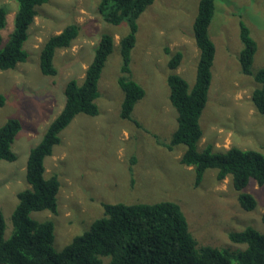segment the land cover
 I'll return each instance as SVG.
<instances>
[{"label":"rangeland","instance_id":"374dc122","mask_svg":"<svg viewBox=\"0 0 264 264\" xmlns=\"http://www.w3.org/2000/svg\"><path fill=\"white\" fill-rule=\"evenodd\" d=\"M198 2L154 0L145 9L127 74L147 87V94L134 106V121L120 115L124 93L118 83L123 74L120 38L128 32V22L114 25L103 20L98 13V0H50L38 6L24 43L27 60L13 69L0 70V92L6 95L0 108V126L11 117H17L22 124L14 140L18 159L0 161V210L6 219V238L13 230L11 215L18 202L17 193L29 186L25 179L28 151L61 111L67 81H82L83 67L93 59L102 33L112 34L115 46L101 77L96 99L99 114L75 116L61 131V142L44 160L45 175L57 174L61 181L57 214L49 210L31 212L38 220L54 221L55 249H63L75 235L103 216L102 202H177L199 246L236 251L245 249L247 244L231 241L230 231L253 226L264 233V184L251 179L244 188L257 200L255 208L246 211L239 203V191L234 188L231 175L220 180L217 169L209 168L196 186L194 167L180 162L185 145H169L177 127V110L169 99L170 54L166 48L172 53L183 51L175 71L192 87L199 59L193 36ZM0 5L7 9V22L2 29L6 40L18 3L0 0ZM240 20L257 42L252 69L264 66V0H215L210 35L216 54L208 101L201 117L200 150L211 143L215 151L238 146L264 153V114L257 111L251 100L257 82L252 75L242 72L238 61L242 47ZM70 23L80 25L78 37L71 46L56 50L57 74L42 73V45ZM108 259L105 257V262Z\"/></svg>","mask_w":264,"mask_h":264},{"label":"trees","instance_id":"16d2710c","mask_svg":"<svg viewBox=\"0 0 264 264\" xmlns=\"http://www.w3.org/2000/svg\"><path fill=\"white\" fill-rule=\"evenodd\" d=\"M18 3L12 31L6 40L2 29L7 22V9L0 5V70L15 68L25 62L28 52L24 43L28 29L38 14V6L50 0H16ZM154 0H98V13L108 23L119 25L124 20L129 30L120 38L122 72L118 83L124 95L120 115L131 119L135 104L145 94V87L127 74L131 70V54L137 43L139 18ZM215 13V0H199L193 16V36L199 50L196 78L192 87L175 69L183 59V51L170 54L167 75L169 99L177 110V127L172 134L170 147L184 144L180 162L195 169V185H199L209 168L217 169V178L229 175L238 190L241 207L250 211L257 205L256 197L245 191L251 179L264 184V153L260 150L231 146L215 151L211 143L200 150L203 137L201 117L208 101L212 81V66L216 46L210 35V24ZM80 25L67 24L60 32L51 35L42 45L40 69L47 75H56L54 56L58 48H67L78 37ZM242 47L238 61L242 72L252 75L257 85L251 100L264 114V66L252 69L257 42L243 20L239 22ZM114 37L102 33L94 47V57L88 64L80 82L71 78L65 86V101L61 111L47 125L37 144L28 151L25 179L29 186L18 191V202L11 215L12 233L5 237L6 219L0 210V264H264V233L253 226L229 232L231 241L247 244L245 249L201 245L190 230L187 216L180 204L170 200L156 202H102L104 215L96 218L90 227L77 234L63 249L54 247L55 225L51 219L38 220L32 211L58 212V193L61 181L57 174L46 176L44 160L53 153L62 140L61 131L78 114L96 116L100 95L99 81L107 58L114 49ZM6 95L0 92V108ZM134 121V120H133ZM22 129L17 117L9 118L0 126V161L15 162L18 154L14 140ZM264 222V212L262 213ZM108 257L105 262L104 258Z\"/></svg>","mask_w":264,"mask_h":264},{"label":"crops","instance_id":"0c3cea01","mask_svg":"<svg viewBox=\"0 0 264 264\" xmlns=\"http://www.w3.org/2000/svg\"><path fill=\"white\" fill-rule=\"evenodd\" d=\"M147 10V9H146ZM145 10V11H146ZM145 13V12H144ZM144 13H142L141 14V16H140V18H139V22H140V19H141V17H143L144 16ZM139 28H140V24H139ZM210 30V29H209ZM115 40V39H114ZM137 42H138V40H137ZM87 66H88V64L85 66V67H83V74L82 75H84V72H85V70H86V68H87ZM104 72V71H103ZM102 77V76H101ZM131 77H133L132 75H131ZM133 79H134V77H133ZM137 81V80H136ZM100 82H101V78H100V81H99V86H100ZM142 85L145 87V89H146V94H147V87L145 86V84H143L142 83Z\"/></svg>","mask_w":264,"mask_h":264},{"label":"clouds","instance_id":"9594fccd","mask_svg":"<svg viewBox=\"0 0 264 264\" xmlns=\"http://www.w3.org/2000/svg\"><path fill=\"white\" fill-rule=\"evenodd\" d=\"M171 50V49H170ZM172 51V50H171Z\"/></svg>","mask_w":264,"mask_h":264},{"label":"flooded vegetation","instance_id":"af4514ba","mask_svg":"<svg viewBox=\"0 0 264 264\" xmlns=\"http://www.w3.org/2000/svg\"><path fill=\"white\" fill-rule=\"evenodd\" d=\"M137 44V43H136Z\"/></svg>","mask_w":264,"mask_h":264}]
</instances>
